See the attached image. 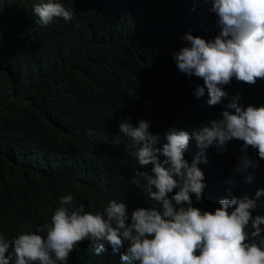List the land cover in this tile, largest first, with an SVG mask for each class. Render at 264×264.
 <instances>
[{"label":"trees","instance_id":"16d2710c","mask_svg":"<svg viewBox=\"0 0 264 264\" xmlns=\"http://www.w3.org/2000/svg\"><path fill=\"white\" fill-rule=\"evenodd\" d=\"M25 3L30 0L0 5V234L12 239L21 225L49 222L55 203L67 195L73 197L70 209L84 205L93 214L111 200L124 201L129 214L150 207L146 182L129 183L132 156L117 143L122 137L119 127L115 135V123L149 122L150 112L163 104L171 111L154 121L157 128L203 125L185 120L189 109L179 100L182 79L174 56L187 46L186 34L214 39L211 0H81L73 22L56 18L36 30L19 8ZM233 88L240 105L264 106V79L235 80ZM108 118L115 121L102 126ZM90 129L97 133L93 138ZM242 144L231 140L226 151L204 150L198 166L206 187L200 202L192 195L193 207L211 212L220 199L246 195L255 200L252 216L264 217V160L249 147L256 166L237 172ZM200 151L190 141L185 159L191 162ZM77 246L66 264L101 263L103 257L86 248L75 252Z\"/></svg>","mask_w":264,"mask_h":264},{"label":"clouds","instance_id":"9594fccd","mask_svg":"<svg viewBox=\"0 0 264 264\" xmlns=\"http://www.w3.org/2000/svg\"><path fill=\"white\" fill-rule=\"evenodd\" d=\"M11 2L0 0V5ZM81 6V0H30L19 8L29 15L28 28L36 30L56 18L73 22ZM211 11L217 17L214 39L186 34L187 46L174 56L182 79L179 100L189 109L185 120L203 125L191 131L177 130L173 122L157 128L154 121L171 111L163 104L150 112L149 122L115 123V135L119 127L122 137L117 143L132 156L129 183L146 182L151 206L129 214L124 201L111 200L93 214L84 205L70 209L73 197H61L49 222L21 225L12 239L0 234V264H66L85 240L91 244H79L75 252L86 248L103 257L100 264H264V239L255 241L264 237V217L252 216L255 200L246 195L220 199L211 212L192 206V195L200 202L206 187L198 166L205 149L223 152L231 140L242 141L237 172L256 166L247 156L249 147L264 160V106L240 105L233 88L235 80L255 84L264 79V0H211ZM114 121L108 118L102 126ZM87 135L97 133L90 129ZM192 140L201 151L189 162L185 153ZM260 195L257 190L255 196Z\"/></svg>","mask_w":264,"mask_h":264},{"label":"bare ground","instance_id":"6f19581e","mask_svg":"<svg viewBox=\"0 0 264 264\" xmlns=\"http://www.w3.org/2000/svg\"><path fill=\"white\" fill-rule=\"evenodd\" d=\"M70 206V205H69Z\"/></svg>","mask_w":264,"mask_h":264}]
</instances>
